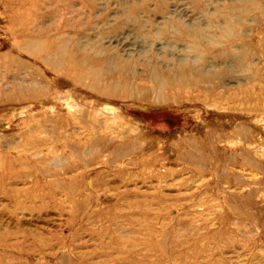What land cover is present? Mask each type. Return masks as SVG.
Here are the masks:
<instances>
[{
    "label": "rangeland",
    "instance_id": "rangeland-1",
    "mask_svg": "<svg viewBox=\"0 0 264 264\" xmlns=\"http://www.w3.org/2000/svg\"><path fill=\"white\" fill-rule=\"evenodd\" d=\"M0 87V264H264V0H0Z\"/></svg>",
    "mask_w": 264,
    "mask_h": 264
},
{
    "label": "bare ground",
    "instance_id": "bare-ground-1",
    "mask_svg": "<svg viewBox=\"0 0 264 264\" xmlns=\"http://www.w3.org/2000/svg\"><path fill=\"white\" fill-rule=\"evenodd\" d=\"M32 54V53H31ZM5 58V56H1V59L3 60ZM82 59V58H81ZM80 59V60H81ZM1 60V61H2ZM10 59H8V61H9ZM83 60V59H82ZM11 61V60H10ZM2 62H4V61H2ZM69 63H71L70 61H68V64ZM18 64V63H17ZM9 66H11L10 64H9ZM19 66L20 67H25V68H29V65L27 64H25V63H23V62H19ZM29 69H31V68H29ZM122 74V73H121ZM108 75H110V74H108ZM115 75V74H114ZM121 76V75H120ZM120 76H118V77H120ZM112 77V76H111ZM123 76H121V78H122ZM73 78H74V80L75 81H77V82H80V76H79V73H75L74 75H73ZM103 78H104V76H103ZM102 78V79H103ZM114 78V77H113ZM107 79V78H106ZM115 79H117V78H115ZM163 80V78H161V77H159V81L161 82V86L163 87V86H165V81H162ZM98 80V79H97ZM108 80V79H107ZM120 80V79H119ZM117 81V80H116ZM115 82V81H114ZM103 83V82H102ZM111 83H112V80H111ZM121 85H123V86H126L127 84L125 83V81H122L121 80ZM94 84V83H93ZM105 84V83H104ZM103 84V85H104ZM108 84H109V81H108ZM107 84V85H108ZM114 84V83H113ZM102 85V84H101ZM115 85H116V82H115ZM32 86V85H31ZM98 86V85H97ZM41 87V86H40ZM96 87V86H95ZM117 87H119V86H117ZM117 87H115V86H112L111 84H109V86H107V87H102L101 86V88L102 89H98L103 95H105V96H110V97H115V96H122V98L124 97V98H130V97H133L132 96V94L130 95L128 92H127V90H123V91H120L121 89H119V88H117ZM122 87V86H121ZM1 88V87H0ZM16 88H18V87H16ZM2 89V88H1ZM0 89V90H1ZM37 89V88H36ZM39 89V88H38ZM20 91H21V89H19ZM35 90V89H34ZM33 90V91H34ZM17 91V90H16ZM19 91V92H20ZM25 91V90H24ZM29 91V90H28ZM2 92V91H1ZM4 92V91H3ZM31 91H29V93H30ZM6 93V92H5ZM25 93V92H24ZM2 94V93H1ZM32 94V93H31ZM31 94H30V96H31ZM33 94H34V92H33ZM10 95V94H9ZM22 95V94H21ZM35 95H36V93H35ZM2 96V95H1ZM5 96V95H4ZM8 96V95H7ZM17 96V95H16ZM9 97V96H8ZM21 97H24L23 95L21 96ZM165 97V96H164ZM16 98H18V97H16ZM159 99V98H158ZM166 99V98H165ZM11 100V99H10ZM13 100H14V98H13ZM1 101V100H0ZM41 103V102H40ZM73 106V105H72ZM73 108H75L74 106H73ZM99 114V113H98ZM108 117V116H107ZM115 117V116H114ZM26 119V118H25ZM79 120V119H78ZM114 120V119H113ZM109 121V120H108ZM108 123V122H107ZM113 123V122H112ZM125 136V135H124ZM127 147H125V149H126ZM128 148H130V149H132V147H128Z\"/></svg>",
    "mask_w": 264,
    "mask_h": 264
}]
</instances>
